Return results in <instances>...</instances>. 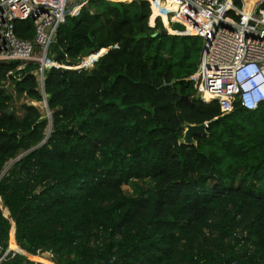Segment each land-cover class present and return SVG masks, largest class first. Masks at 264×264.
I'll return each mask as SVG.
<instances>
[{"label":"trees","instance_id":"16d2710c","mask_svg":"<svg viewBox=\"0 0 264 264\" xmlns=\"http://www.w3.org/2000/svg\"><path fill=\"white\" fill-rule=\"evenodd\" d=\"M163 8L151 2V18ZM151 9L89 0L58 27L48 57L72 66L108 50L87 68H45L43 86L38 62H0L4 250L49 251L55 264H264V101L223 113L198 98L188 77L202 38L165 14L170 33L154 36L164 26L148 24ZM22 98L19 116L11 103ZM42 100L45 113L31 103ZM202 123L205 136L181 141L186 124ZM22 254L0 264H44Z\"/></svg>","mask_w":264,"mask_h":264},{"label":"built area","instance_id":"2783aa9c","mask_svg":"<svg viewBox=\"0 0 264 264\" xmlns=\"http://www.w3.org/2000/svg\"><path fill=\"white\" fill-rule=\"evenodd\" d=\"M88 1L0 0V62H38L37 77L43 86L45 68L64 66L47 54L58 27ZM148 1H156L165 8L160 13L165 14L168 22L180 20L186 24V30L178 31L179 34L189 32L202 38L197 68L188 77L198 98L205 102L215 100L223 113L231 112L236 104L247 110L258 108L264 101V0H255L247 11L243 0L240 5L233 0ZM161 14L156 17L163 19ZM23 21L32 26L31 38L19 36L18 23ZM14 250L4 253L0 243V263ZM46 253L50 257L48 263H43L55 264L52 253Z\"/></svg>","mask_w":264,"mask_h":264},{"label":"rangeland","instance_id":"374dc122","mask_svg":"<svg viewBox=\"0 0 264 264\" xmlns=\"http://www.w3.org/2000/svg\"><path fill=\"white\" fill-rule=\"evenodd\" d=\"M151 2L149 1V4H150ZM150 9H151V4H150ZM151 16H152V9H151V14H150V16H149V20H148V24L150 25V26H154V24H155V19L157 18L156 16H154V18H151ZM158 17H160V16H158ZM160 20H161V22H162V24H163V26L164 27H166L167 28V26L165 25V23H164V21H163V19L160 17ZM168 26L171 28V29H173L172 27H173V25H172V23L171 22H168ZM104 50H107V48H104ZM100 51V50H99ZM98 52V51H97ZM97 52H95V53H92V54H96ZM105 51H102L100 54H96L97 56L96 57H94V58H92L91 60H90V62L88 61V58H90V55H86V56H84V57H82L81 59L82 60H80V62L78 63V64H75V65H72V66H66V65H64V67L65 68H72V69H77V68H87L88 66H91L92 64H93V62L96 60V59H98V57L101 55V54H103ZM83 61H88L87 63H84ZM46 66H49V64L48 65H46ZM37 75H38V72H37ZM39 77H40V75H38ZM8 84V83H7ZM9 85V84H8ZM6 87H7V90L8 91H12V89L11 88H9L7 85H6ZM24 101H28L27 99H24V98H22V99H20V100H13L12 101V106L14 107V109L16 110V112H17V114L19 115V116H21L22 115V111H21V109H20V104L22 103V102H24ZM32 104H35L36 106H38L39 108H40V110L43 112V113H45L44 111H46V102H44V100H42V101H40V102H31ZM11 162V161H10ZM10 162H8L6 165H5V167L4 168H6L9 164H10ZM123 188H124V190H125V192L126 193H132V190H131V188H129L127 185H125V186H123ZM0 208L2 209V211H3V214L5 215V216H7L8 215V211L1 205V201H0ZM14 231H15V229H14V223H12V226H11V231H10V236L12 235V237H13V235H14ZM11 238V237H10ZM16 243V242H15ZM10 243H9V241H8V247H7V249L6 250H4V253H6L8 250H11V249H14V248H11L10 247V245H9ZM18 246V245H17ZM19 247V246H18ZM16 250V251H15ZM14 251L15 252H17V253H20V254H22V255H24V252H22L21 253V250L22 249H15ZM25 256V255H24ZM28 259H30V260H33V261H37L38 262V260L40 259H38L37 260V258H34V259H31V258H29L28 256H26ZM39 257H41L42 259H46V260H48L47 258L48 257H50V255H49V253H46V252H43V254H41Z\"/></svg>","mask_w":264,"mask_h":264},{"label":"water","instance_id":"95a60500","mask_svg":"<svg viewBox=\"0 0 264 264\" xmlns=\"http://www.w3.org/2000/svg\"><path fill=\"white\" fill-rule=\"evenodd\" d=\"M169 33L170 32L168 31V29L166 27H164L163 29L155 32L154 33V36L160 37L161 34H169ZM107 50H104V51H107ZM60 67L64 68V66H60ZM180 98L182 100H184L186 103L190 104V105L193 104V101L191 100V98L188 95H182ZM46 106H47V103H46ZM4 112H6L7 114H11L12 109L9 107V108L5 109ZM206 126H207L206 123H202V124H186L184 126V134H183V138L181 139V141L182 142H185V143H193V140H194V137L195 136H205L207 134ZM15 160H13L12 162H10V164L3 170L1 176L3 175V173L5 172V170Z\"/></svg>","mask_w":264,"mask_h":264},{"label":"crops","instance_id":"0c3cea01","mask_svg":"<svg viewBox=\"0 0 264 264\" xmlns=\"http://www.w3.org/2000/svg\"><path fill=\"white\" fill-rule=\"evenodd\" d=\"M254 3H255L254 0H250V1H248V2H247V7L250 8ZM13 240H14V242H15L14 235H13ZM39 261L47 262V263H48V261H47L46 259H39Z\"/></svg>","mask_w":264,"mask_h":264},{"label":"bare ground","instance_id":"6f19581e","mask_svg":"<svg viewBox=\"0 0 264 264\" xmlns=\"http://www.w3.org/2000/svg\"><path fill=\"white\" fill-rule=\"evenodd\" d=\"M252 6H253V5H252ZM252 6H251L250 8H249V7H246V8H244V9L247 11V10L251 9ZM164 11H165V8L159 10L158 12H164ZM88 61H89V59H88ZM88 61H83V62H88ZM89 62H90V61H89ZM24 254H26V256H28V255H27L28 253H24Z\"/></svg>","mask_w":264,"mask_h":264},{"label":"clouds","instance_id":"9594fccd","mask_svg":"<svg viewBox=\"0 0 264 264\" xmlns=\"http://www.w3.org/2000/svg\"><path fill=\"white\" fill-rule=\"evenodd\" d=\"M29 254V253H28ZM26 256V255H25ZM38 262H41V261H38ZM43 263V262H42Z\"/></svg>","mask_w":264,"mask_h":264}]
</instances>
